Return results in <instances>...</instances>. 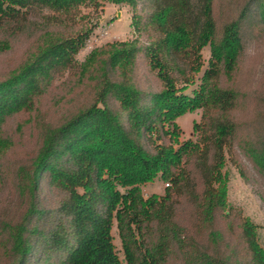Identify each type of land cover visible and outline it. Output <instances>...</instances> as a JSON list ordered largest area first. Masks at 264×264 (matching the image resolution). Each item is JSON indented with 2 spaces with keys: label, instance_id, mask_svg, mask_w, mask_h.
Wrapping results in <instances>:
<instances>
[{
  "label": "trees",
  "instance_id": "1",
  "mask_svg": "<svg viewBox=\"0 0 264 264\" xmlns=\"http://www.w3.org/2000/svg\"><path fill=\"white\" fill-rule=\"evenodd\" d=\"M102 2L138 10L146 39L108 43L79 63L92 29L44 31L0 77V178L15 137L31 124L39 133L14 170L18 202L0 218V264H264L258 226L229 205L224 174L230 156L246 176L242 155L264 179V93L245 74L264 42V0H0V56L34 11ZM206 46L209 67L188 96ZM65 76L88 95L52 121L40 102ZM196 110L197 141L180 143L176 120ZM158 176L165 194L146 199L142 186Z\"/></svg>",
  "mask_w": 264,
  "mask_h": 264
},
{
  "label": "rangeland",
  "instance_id": "2",
  "mask_svg": "<svg viewBox=\"0 0 264 264\" xmlns=\"http://www.w3.org/2000/svg\"><path fill=\"white\" fill-rule=\"evenodd\" d=\"M138 13L130 5H118L111 2H102L96 9L89 5L81 6L71 13H57L50 9H39L32 13L34 24L28 26L25 32L14 41L12 51L0 56V77L23 59L36 44L37 39L44 31L61 32L70 34L78 30L92 29V33L85 47L77 55V61L83 63L90 53L97 48H101L108 43L130 42L133 40L144 41L145 32L139 31L135 27V14ZM31 26V27H30ZM203 68L195 76L193 83L185 90V94L192 96L194 91L199 89L202 76L209 67L211 59L210 46H206L203 51ZM247 68L245 74L248 78V85L264 93V42L254 43L250 49L249 58L246 61ZM244 74V75H245ZM251 75V76H249ZM73 79L65 76L56 82L52 92L40 102L42 115L47 119L56 121L70 110L78 107L80 96L87 97L88 89H81L72 92L71 83ZM63 102L57 104L59 99ZM56 101V102H55ZM28 118L22 116L12 120L6 125V132L9 136L15 137L16 125L18 121ZM202 110L187 112L177 118L176 123L180 127V143L186 141H197V134L193 130L195 123H200ZM39 133L34 125L25 127L21 136H16V146L2 161L0 178V218L11 216L16 210L18 202L17 194L12 180L17 164L24 163L32 157L38 146ZM241 164L245 169L246 176L240 173L230 156L226 158L224 174L227 178L228 199L231 207L240 208L246 217L258 226L260 245L264 248V179L254 170L252 164L239 155ZM167 184L158 176L152 183L142 186L143 196L147 199L153 195L163 196ZM111 235L114 245L121 261L124 255L121 242L118 236L116 222L113 223Z\"/></svg>",
  "mask_w": 264,
  "mask_h": 264
}]
</instances>
